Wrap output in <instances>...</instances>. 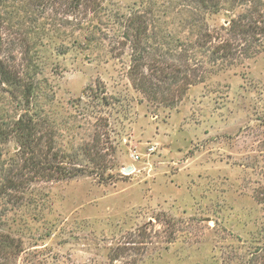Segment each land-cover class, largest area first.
I'll list each match as a JSON object with an SVG mask.
<instances>
[{
    "label": "rangeland",
    "instance_id": "1",
    "mask_svg": "<svg viewBox=\"0 0 264 264\" xmlns=\"http://www.w3.org/2000/svg\"><path fill=\"white\" fill-rule=\"evenodd\" d=\"M189 1L102 0L73 17L58 4L0 5V55L23 64L26 37L38 71L28 105L21 96L0 98L3 120L33 118L53 134L56 161L87 169L0 198V231L20 249L0 264H260L264 45L232 65L210 63L201 31H222L246 4L223 0L201 11ZM134 10L150 13L162 58L178 64L170 54L191 47L185 55L203 69L173 105L147 99L127 77L131 49L118 21ZM87 149L107 153L103 176ZM0 153L1 183L21 160L14 138L0 142Z\"/></svg>",
    "mask_w": 264,
    "mask_h": 264
},
{
    "label": "trees",
    "instance_id": "2",
    "mask_svg": "<svg viewBox=\"0 0 264 264\" xmlns=\"http://www.w3.org/2000/svg\"><path fill=\"white\" fill-rule=\"evenodd\" d=\"M8 0H0V5ZM26 7L64 5L63 13L67 16H75L80 12L88 15L94 12L102 0H19ZM223 0H190L195 5V10L216 11ZM229 3L246 4L245 10L232 17L222 31H201L199 45L211 44L208 61L216 63L218 60L232 65L239 57H250L256 52L258 47L264 45V0H226ZM94 10V11H93ZM84 13V14H85ZM150 13L145 10H134L123 15L118 21L121 43L128 45L131 49L130 63L127 70V77L132 86L140 91L147 99L164 105H173L178 102L189 85L195 84L203 79V69L199 67L198 61L190 62L186 52L191 47L178 51L175 49L170 56L177 58V63H168L161 56H167V52L160 53V42L156 44L153 39L152 21ZM87 28L79 24V29ZM3 37L0 35V54L2 53ZM24 49L23 64L15 66L6 55H0V98L17 99L22 97L26 105L30 102V96L35 84L32 75L38 71L34 67L31 69L27 38H20ZM160 56L161 58L159 59ZM151 58V59H150ZM150 60V61H149ZM146 69V71H145ZM28 72H30L28 74ZM31 76V77H30ZM9 89H7V87ZM13 91H10L13 89ZM171 92V93H165ZM103 94V91L102 93ZM161 95L162 97H158ZM4 96V97H3ZM103 102H109L104 95L101 96ZM106 103V104H107ZM47 132V131H46ZM40 130L39 124L31 117L19 115L10 125L3 120L0 114V142L14 138L18 145V158L21 164L8 166V169L1 174L0 198L4 196H15V193L32 180L59 181L74 178L87 172L86 167L67 165L63 160L56 161L54 157V136ZM87 157L94 161L98 174L102 175L108 168L105 153L98 150H86ZM1 156V153H0ZM55 158V159H54ZM97 170L95 173H97ZM0 171L4 167L0 164ZM94 171V170H90ZM103 176V175H102ZM108 176V175H107ZM259 195L255 199L264 207V188L259 190ZM15 238L0 231V263L8 257H15L20 249ZM121 251L132 249L130 245L118 246ZM121 252H119L120 254ZM119 254H114L111 258L115 260ZM264 251L259 255L258 262L263 263ZM124 264H136L126 262ZM250 264H257L253 259Z\"/></svg>",
    "mask_w": 264,
    "mask_h": 264
},
{
    "label": "water",
    "instance_id": "3",
    "mask_svg": "<svg viewBox=\"0 0 264 264\" xmlns=\"http://www.w3.org/2000/svg\"><path fill=\"white\" fill-rule=\"evenodd\" d=\"M128 170H129V168H126V169H125V171H128Z\"/></svg>",
    "mask_w": 264,
    "mask_h": 264
},
{
    "label": "bare ground",
    "instance_id": "4",
    "mask_svg": "<svg viewBox=\"0 0 264 264\" xmlns=\"http://www.w3.org/2000/svg\"><path fill=\"white\" fill-rule=\"evenodd\" d=\"M133 169V168H132Z\"/></svg>",
    "mask_w": 264,
    "mask_h": 264
}]
</instances>
